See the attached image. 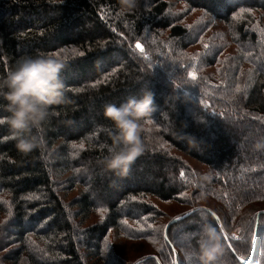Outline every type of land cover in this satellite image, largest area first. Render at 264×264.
<instances>
[{
	"label": "trees",
	"instance_id": "obj_1",
	"mask_svg": "<svg viewBox=\"0 0 264 264\" xmlns=\"http://www.w3.org/2000/svg\"><path fill=\"white\" fill-rule=\"evenodd\" d=\"M57 52L65 99L45 124L48 150L20 152L0 125V264H200L204 223L221 235L220 264H264V0H137L131 10L120 0H0V78L22 57ZM145 89L156 106L149 150L121 179L101 164L116 135L104 106ZM193 194L204 202L166 239L174 217L161 230L156 202ZM235 217L241 232L250 223L247 237L229 235ZM157 239L164 249L133 262L114 249Z\"/></svg>",
	"mask_w": 264,
	"mask_h": 264
},
{
	"label": "clouds",
	"instance_id": "obj_2",
	"mask_svg": "<svg viewBox=\"0 0 264 264\" xmlns=\"http://www.w3.org/2000/svg\"><path fill=\"white\" fill-rule=\"evenodd\" d=\"M123 9L136 7L137 0H120ZM66 65L55 54H37L20 58L3 78H0V98L6 101V117L11 138L22 153L48 150L45 139V124L54 114L53 105L64 102L65 85L62 72ZM156 110L154 93L145 89L138 98L130 96L117 106L106 104L104 115L116 129L113 146L101 164L106 173L116 177L128 176L132 164L149 150L152 129L146 124ZM198 248L193 250L200 264H220L225 249L221 235L211 223L200 229Z\"/></svg>",
	"mask_w": 264,
	"mask_h": 264
},
{
	"label": "rangeland",
	"instance_id": "obj_3",
	"mask_svg": "<svg viewBox=\"0 0 264 264\" xmlns=\"http://www.w3.org/2000/svg\"><path fill=\"white\" fill-rule=\"evenodd\" d=\"M179 7V6H178ZM178 7L176 8H173V10H176ZM200 14V13H198ZM195 15L198 17L197 15V12L195 13ZM196 17V18H197ZM196 18L195 17H192V18H188V19H184L183 22L184 23H188V25H191L193 23H195L196 21ZM194 168H197L196 170L205 174V175H211L213 174V171L212 169L207 166V165H204L198 161H196L195 159L191 158V157H188L187 155H184L183 156ZM65 179V177L63 176V178H61L60 176H56V180H57V188L60 189L61 185L60 184L61 182H63ZM81 188H78L76 189L74 192H72L71 194H66V193H62V196L63 198L66 200V201H70L71 199H73L74 197H78L81 193ZM188 194H192V190H189L188 191ZM194 196L192 197H187L186 199H184L182 196H187V194H184L182 195L179 199L177 200H173V201H167V202H162V201H157L156 204H157V207H159L160 210H162L164 212V214L167 216H165L164 218H162V226H161V230L164 229V226L168 223V221L172 218V217H175V216H178L180 215L181 213L189 210V207H191L193 204L197 203H203L204 201H198L197 202V197H198V194H193ZM190 196V195H189ZM194 209H191L189 211H192L193 212ZM76 211V210H75ZM188 211V212H189ZM191 212V213H192ZM186 213V212H185ZM184 213V214H185ZM190 213V214H191ZM255 217V214L254 216ZM237 217L233 218L230 223L235 226L237 223ZM82 220V219H80ZM95 219H88V220H85L83 222V226H86V224H90V223H93ZM172 220V219H171ZM235 220V221H234ZM247 224V223H246ZM250 223L246 225L245 229L243 230V232H241V230L243 229L241 226H235L234 229L229 233V235L232 237V238H241L243 237L244 235L248 236L249 234V228H250ZM159 234H162V231L159 230L158 232ZM187 233V232H186ZM248 233V234H247ZM185 233H182V236H184ZM246 236V237H247ZM255 238V236H254ZM122 241H118V246L115 249V251L117 252H120V255L121 256H124L125 258H127V261H134L136 260L137 258H140L142 257V255L144 256V254L146 255L147 253H156L159 249H164L166 247V244L165 242L163 243L162 240H151V241H140V242H133V241H127L126 244H120ZM162 242V244H161ZM254 242V240H253ZM115 245V244H114ZM113 245V246H114ZM254 245L252 244V253H254L255 249H256V242H255V247H253ZM126 261V262H127ZM92 262V261H91ZM121 264V263H119ZM126 264H129L128 262ZM193 264H195V262L193 261Z\"/></svg>",
	"mask_w": 264,
	"mask_h": 264
},
{
	"label": "snow or ice",
	"instance_id": "obj_4",
	"mask_svg": "<svg viewBox=\"0 0 264 264\" xmlns=\"http://www.w3.org/2000/svg\"><path fill=\"white\" fill-rule=\"evenodd\" d=\"M205 47H207V45H205ZM136 48L140 49L141 52L144 51L143 47H142L139 43L136 44ZM61 51H64V50H61ZM53 54H55V55H57V56H60V52L53 53ZM65 58H66V57H65ZM192 78L195 79V75H194V74H192ZM150 122H151V121H149V123H150ZM2 124H4V123H3L2 120H0V125H2ZM0 139H3V138H0ZM73 147H80V148H83V144L81 143L80 145H73ZM181 175H183V174H181ZM101 211H103V209H101ZM181 219H182V217H176V218H175V220H177V221H179V220H181ZM165 227H166V226H165Z\"/></svg>",
	"mask_w": 264,
	"mask_h": 264
},
{
	"label": "water",
	"instance_id": "obj_5",
	"mask_svg": "<svg viewBox=\"0 0 264 264\" xmlns=\"http://www.w3.org/2000/svg\"><path fill=\"white\" fill-rule=\"evenodd\" d=\"M192 211H189V212H186L185 214H183V215H179V216H177V217H182V219H184V218H186L188 215H190V213H191ZM216 216V215H215ZM217 217V216H216ZM175 218L176 217H174L171 221H169V223L167 224V226H166V228H165V236H166V239H167V230H168V228H169V226L170 225H172V224H174V223H176V222H178L177 220H175ZM181 219V220H182ZM180 221V220H179ZM255 242H256V236H255V238H254V242H253V247H255ZM140 262V261H139Z\"/></svg>",
	"mask_w": 264,
	"mask_h": 264
}]
</instances>
